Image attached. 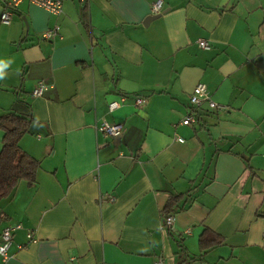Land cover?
<instances>
[{
    "label": "crops",
    "instance_id": "crops-1",
    "mask_svg": "<svg viewBox=\"0 0 264 264\" xmlns=\"http://www.w3.org/2000/svg\"><path fill=\"white\" fill-rule=\"evenodd\" d=\"M154 1H24L0 22V117L29 119L37 161L0 200V233L21 225L0 264H264V0H162L144 26ZM198 83L225 109L182 125ZM171 194L187 206L166 228Z\"/></svg>",
    "mask_w": 264,
    "mask_h": 264
},
{
    "label": "built area",
    "instance_id": "built-area-1",
    "mask_svg": "<svg viewBox=\"0 0 264 264\" xmlns=\"http://www.w3.org/2000/svg\"><path fill=\"white\" fill-rule=\"evenodd\" d=\"M28 2L33 5H37L38 7L44 8L52 15H60L62 13V4L64 0H0V4L3 7V11L0 15V22L2 24H7L10 21L13 11L17 8V6L22 2ZM77 1L83 8L87 7L90 0H75ZM163 1L156 0L150 5V13L151 15L160 14L162 10ZM56 35H58V28L54 27L42 33V37L44 39H52ZM199 48L208 50L210 49V45L207 41L203 39H199L197 41ZM45 90V85L42 82H39L37 86L32 90L30 96L32 98L40 97ZM124 100V97L121 98ZM145 103L144 97H136L134 100L135 107H141ZM189 103L190 110L189 113L180 121L182 125L191 126L197 123L198 121V110L203 106H207V109L211 111H219L224 110L225 107L220 105L212 100L211 95L203 83H198L192 90L189 95ZM120 102H111L108 104V110L113 111L114 109L119 107ZM96 130L103 134L106 137L115 138L120 136L123 132L122 124L113 123L110 124L106 121H103ZM177 141L182 142V139H177ZM112 201V198H110ZM173 216L167 215L163 219V225L166 228H170L172 224ZM21 228L20 224L8 225L4 227L0 233V256L3 260L6 259V252L11 245L13 234L15 231ZM27 239L31 242H34L35 239L32 236V233L29 232L27 234Z\"/></svg>",
    "mask_w": 264,
    "mask_h": 264
},
{
    "label": "trees",
    "instance_id": "trees-1",
    "mask_svg": "<svg viewBox=\"0 0 264 264\" xmlns=\"http://www.w3.org/2000/svg\"><path fill=\"white\" fill-rule=\"evenodd\" d=\"M28 124L27 117L14 113H7L0 117V127L5 129L4 143L0 152V200L10 195L19 180H34L37 161L27 156L18 146V138L26 131ZM183 195L169 196L165 209L161 213L163 219L187 206V202L183 205L179 204V200L184 198ZM205 240L206 235H203L200 240L202 245Z\"/></svg>",
    "mask_w": 264,
    "mask_h": 264
},
{
    "label": "water",
    "instance_id": "water-1",
    "mask_svg": "<svg viewBox=\"0 0 264 264\" xmlns=\"http://www.w3.org/2000/svg\"><path fill=\"white\" fill-rule=\"evenodd\" d=\"M161 14H162V12L160 14L145 17V19L143 21V25L145 26L148 22H150L153 19L158 18ZM118 138H119V136L115 137L114 139H118Z\"/></svg>",
    "mask_w": 264,
    "mask_h": 264
},
{
    "label": "clouds",
    "instance_id": "clouds-1",
    "mask_svg": "<svg viewBox=\"0 0 264 264\" xmlns=\"http://www.w3.org/2000/svg\"><path fill=\"white\" fill-rule=\"evenodd\" d=\"M0 66L6 67L7 65H4L3 62H0ZM0 79H3V73L2 72H0Z\"/></svg>",
    "mask_w": 264,
    "mask_h": 264
}]
</instances>
